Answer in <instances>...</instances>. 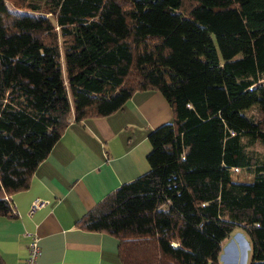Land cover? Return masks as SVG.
<instances>
[{"label":"trees","instance_id":"1","mask_svg":"<svg viewBox=\"0 0 264 264\" xmlns=\"http://www.w3.org/2000/svg\"><path fill=\"white\" fill-rule=\"evenodd\" d=\"M143 90L173 114L149 170L78 225L121 264H220L238 228L264 264V0H0V216L72 121Z\"/></svg>","mask_w":264,"mask_h":264},{"label":"crops","instance_id":"2","mask_svg":"<svg viewBox=\"0 0 264 264\" xmlns=\"http://www.w3.org/2000/svg\"><path fill=\"white\" fill-rule=\"evenodd\" d=\"M172 119L164 96L143 90L108 116L72 121L29 187L10 196L15 216H0L5 264H26L33 235L37 264H121L115 237L77 222L111 191L149 170L148 134ZM36 200L43 205L30 213Z\"/></svg>","mask_w":264,"mask_h":264},{"label":"rangeland","instance_id":"3","mask_svg":"<svg viewBox=\"0 0 264 264\" xmlns=\"http://www.w3.org/2000/svg\"><path fill=\"white\" fill-rule=\"evenodd\" d=\"M254 149L257 150L260 156L264 157V145L256 142L254 144ZM234 178H239L242 180H249L250 176L243 172L238 171L233 173ZM250 249V243L245 233L236 228L224 241L222 242V249L219 256L220 264H242V261L248 258V253Z\"/></svg>","mask_w":264,"mask_h":264},{"label":"built area","instance_id":"4","mask_svg":"<svg viewBox=\"0 0 264 264\" xmlns=\"http://www.w3.org/2000/svg\"><path fill=\"white\" fill-rule=\"evenodd\" d=\"M9 201L10 207L12 208V212L15 213V209L9 197H6ZM43 204L42 202L36 200L33 202L32 206L30 207V213L34 211L36 208L41 207ZM40 249L38 244V238L36 236H32L31 241L29 242L27 256H26V264H37V258L39 255Z\"/></svg>","mask_w":264,"mask_h":264},{"label":"bare ground","instance_id":"5","mask_svg":"<svg viewBox=\"0 0 264 264\" xmlns=\"http://www.w3.org/2000/svg\"><path fill=\"white\" fill-rule=\"evenodd\" d=\"M245 263V260L242 261V264Z\"/></svg>","mask_w":264,"mask_h":264}]
</instances>
